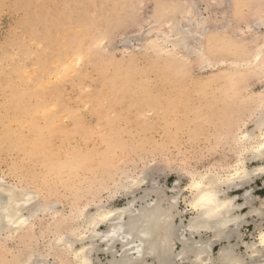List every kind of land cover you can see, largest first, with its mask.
<instances>
[{"label":"rangeland","instance_id":"1","mask_svg":"<svg viewBox=\"0 0 264 264\" xmlns=\"http://www.w3.org/2000/svg\"><path fill=\"white\" fill-rule=\"evenodd\" d=\"M262 18L264 0H0L1 184L38 191L40 202L56 204L62 216L45 212L27 232L2 231L0 264H18L27 252L43 251L53 231L69 223L72 208L91 211V202L109 199L113 185L127 175L153 172L171 191L177 180L185 189L191 172L232 165L235 137L254 126L264 71L231 63L253 60L264 43ZM179 24H189L196 44L191 35L186 47L172 46L167 38L175 37ZM201 41L209 67L192 54ZM72 60L78 69L71 75ZM246 190L259 207L264 175L235 194ZM182 193L187 197L189 190ZM122 194L110 203L123 207L131 196ZM2 196L6 201L8 195ZM249 217L241 232L252 242L263 220ZM224 245L215 244L214 256ZM52 255L46 254L48 264L71 261ZM109 260L107 254L93 256L95 264Z\"/></svg>","mask_w":264,"mask_h":264},{"label":"bare ground","instance_id":"2","mask_svg":"<svg viewBox=\"0 0 264 264\" xmlns=\"http://www.w3.org/2000/svg\"><path fill=\"white\" fill-rule=\"evenodd\" d=\"M175 20L178 21V19ZM175 24H172L171 28L174 27L175 29ZM179 26L176 25L175 37L167 38L175 49L179 46L186 47L191 35L192 43L197 42V35L193 34L189 24ZM169 32L171 33V30ZM189 50L187 51L189 52ZM207 50L206 45L201 41L198 48L191 51L199 60L206 62L208 65L212 62L208 59ZM73 61L67 64V66L69 65L67 71L71 70V73L69 71L71 75L74 74L72 71L75 72L76 67L73 63L76 64L77 60ZM248 61L243 65L238 62H232L231 65L238 69L242 66L258 67V69L264 71V43L258 48L253 60ZM25 71L28 72L26 69ZM46 72L48 73V71ZM59 73L61 72L59 71ZM58 76L62 77L63 75L58 74ZM49 79L44 82L47 83V86ZM45 84L43 85L44 88ZM263 105L264 91L261 100L252 111L254 115L256 114V116L252 114L254 116V118L252 117L253 121L251 119L254 125L253 128L244 130L241 128L242 131H239L235 137L234 141L238 151L236 152L237 160L232 165L216 171L191 172L189 173V184L185 189L180 187V181L177 180L171 191L158 184V179L155 180L157 174L154 175L153 172L145 175L143 173L140 177L127 175L123 180H118L113 185L114 191L109 192V199L97 198L96 202H91L93 203L92 206L90 205L91 211L87 210L86 207L88 206L82 207V205L72 208L69 223L64 227H57L56 232L53 231V238L49 239L48 245L44 246L43 251L37 253L35 249H32L36 253L34 254L33 252H27L30 249L27 248V254H23V260L20 259L16 263L48 264L46 254L51 253L54 256L59 254L55 256L56 258L61 257V254L66 257L69 256L71 261L66 260V264L68 262L72 264H95L93 256L103 253L111 257V260L108 261L109 264H264V239H262L264 237V198L260 199L258 207L254 205L251 190H246L243 195L235 194L239 190H245L258 177L264 175ZM50 106L52 104L48 105L47 108ZM47 108L45 107V109ZM239 127L236 130H241ZM56 144L54 143V145ZM249 162L258 164L249 167ZM157 171L161 172V170ZM1 183L0 177V185H2L0 186V234L5 231L9 233L7 235L12 234L14 236L17 232L29 231L32 228L33 220L41 213L51 212L54 217H62L56 204L48 206L40 202L38 191L33 192L32 190L29 192L12 189L11 187V189L9 187L5 189ZM186 189L189 190V195L183 198L182 192ZM2 193L8 195L6 201ZM119 193H123L122 195L127 197L131 196V199L121 208L110 203V200L114 199L113 197ZM92 196L94 197L96 194ZM83 197L85 198V196ZM182 200L185 206H182ZM240 200H243V202L241 203ZM87 201L90 203V200ZM245 209H248L247 212H245ZM249 216H257V218L263 220L255 225V232L251 235L255 238V241L252 242L245 241L241 232V228L250 223L247 220ZM65 227L67 228L66 231ZM21 234H24V232ZM233 241L236 244H232ZM218 243H225V245L221 246L217 256H214L213 248ZM37 248L38 246L36 251ZM241 248H244L245 251L241 252ZM64 259L65 257L61 260L65 261ZM4 262L6 263V261Z\"/></svg>","mask_w":264,"mask_h":264},{"label":"snow or ice","instance_id":"3","mask_svg":"<svg viewBox=\"0 0 264 264\" xmlns=\"http://www.w3.org/2000/svg\"><path fill=\"white\" fill-rule=\"evenodd\" d=\"M259 23H261L262 25H264V18H262L260 21H258ZM262 239H264V237H262Z\"/></svg>","mask_w":264,"mask_h":264},{"label":"crops","instance_id":"4","mask_svg":"<svg viewBox=\"0 0 264 264\" xmlns=\"http://www.w3.org/2000/svg\"><path fill=\"white\" fill-rule=\"evenodd\" d=\"M251 218H252V217H249L247 220H249V221H250V220H251Z\"/></svg>","mask_w":264,"mask_h":264}]
</instances>
